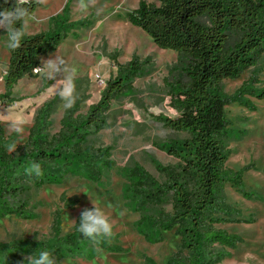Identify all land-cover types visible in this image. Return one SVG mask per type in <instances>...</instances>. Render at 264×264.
Masks as SVG:
<instances>
[{
    "label": "trees",
    "instance_id": "16d2710c",
    "mask_svg": "<svg viewBox=\"0 0 264 264\" xmlns=\"http://www.w3.org/2000/svg\"><path fill=\"white\" fill-rule=\"evenodd\" d=\"M157 1L158 6L141 1L126 19L160 49L185 59L181 68L184 78L166 81L170 106L177 117L155 118L165 128L184 136L156 144L176 158L177 165L155 162L161 181L138 165L118 168L110 148H98L90 142L107 129L112 103L132 89L135 79L144 77L150 64L149 59L142 61L137 56L125 65L119 64L115 54L111 60L116 77L107 82L99 102L85 115L79 114L77 102L65 112L59 133L51 134L56 100L38 112L28 140L17 145L15 152L6 150L9 138L0 122V220L7 216L33 219L29 213L32 190L59 185L67 174L109 188L111 174L116 171L123 179L125 208L139 215L134 227L140 235L150 244L162 243L168 232L179 238L166 264H222L229 257L227 249L235 248L242 240L217 227L239 221L240 211L228 203L224 190L230 185L245 198L249 193L243 189L244 171L227 167L234 132L226 109L233 102L251 105L246 94L229 98L223 83L238 80L255 69L264 55V0ZM9 6L11 0L9 5L0 0V10ZM40 7L33 4V12ZM70 22L68 4L62 14L51 18L48 31L28 34L22 47L10 52L0 105L14 101L13 90L21 80L39 77L33 68L69 37L77 27ZM53 83L44 79L41 91ZM243 92L241 89L239 94ZM247 95L264 99V91ZM30 162L40 163L44 175L27 182L24 170ZM79 201L77 196L68 198L63 194L61 198L65 209L73 210ZM62 220V211H56L52 240L28 242L27 251L22 248L18 252L17 247L0 243V264H22L25 251L29 256L48 250L54 259L61 260L76 254L93 255L96 246L77 231L80 219L65 236ZM145 264L158 263L147 258Z\"/></svg>",
    "mask_w": 264,
    "mask_h": 264
},
{
    "label": "rangeland",
    "instance_id": "374dc122",
    "mask_svg": "<svg viewBox=\"0 0 264 264\" xmlns=\"http://www.w3.org/2000/svg\"><path fill=\"white\" fill-rule=\"evenodd\" d=\"M141 1L159 5L157 0H98L103 12L97 14L95 8L80 12L78 0H47V4L35 12L36 17L45 22H31L28 34L48 31L51 18L62 14L69 4L70 23L77 27L57 50L41 60L54 54L77 68L76 103H80L79 114L83 115L99 102L107 82L116 77L117 69L111 60L115 54L117 62L123 65L134 56L142 61L150 60L144 77L135 79L132 89L112 103L107 129L92 137L90 142L98 148H110L118 168L130 169L138 165L162 181L154 163L176 166L178 161L159 150L156 144L184 136L165 128L155 118L160 115L177 117L170 106L166 81L184 78L181 68L185 59L173 51L160 49L146 33L127 21L126 14L137 9ZM5 34L0 30V62L8 64L10 51L3 46ZM5 76L0 71V95L5 93ZM43 84L44 79L40 76L37 79L26 77L13 90L14 101L0 105V122L9 143L21 145L26 142L38 112L53 100L57 102L51 134L60 132V122L67 110L63 109L58 96L53 97L47 89L41 91ZM223 86L229 98L246 94L251 105L241 106L233 102L226 109L234 132L227 167L244 171L243 189L249 193L245 198L230 185L224 190L228 203L240 211L239 221L217 227L242 240L235 248L227 249L229 257L222 264H264V99L247 95L264 91V55L255 69L244 73L238 80L225 81ZM241 89L244 92L239 94ZM13 119L28 122L23 134L9 135L7 122ZM122 185L123 179L113 171L109 188L70 173L59 185H48L38 191L33 189L29 204L33 219L7 216L0 220V243L13 245L19 252L28 248V242L52 240L53 218L58 210L62 211V236H65L73 231L82 210L93 207V200L108 214L115 233L113 239L104 246L100 245L99 251L97 247L93 248L95 253L91 256L89 253L71 255L63 260L55 259L56 264H145L147 258L166 264L175 252L179 238L168 232L162 243H148L134 227L139 215L125 208ZM63 194L68 198H79L73 210L64 208ZM26 251L22 253V259L28 256Z\"/></svg>",
    "mask_w": 264,
    "mask_h": 264
},
{
    "label": "clouds",
    "instance_id": "9594fccd",
    "mask_svg": "<svg viewBox=\"0 0 264 264\" xmlns=\"http://www.w3.org/2000/svg\"><path fill=\"white\" fill-rule=\"evenodd\" d=\"M9 3L10 0H4L5 5H9ZM33 4L45 5L47 0H11V6L3 7L0 10V30H4L6 33L3 46L10 52H15L22 47V42L29 33L31 22H45V20L36 17L32 10ZM77 6L82 13H86L92 8L96 9L97 14L103 12V7L98 6V0H78ZM8 67L7 63L0 62V71L4 75L8 74ZM33 72L43 79L55 82L49 85L47 91L53 97H59L64 110H70L75 106L78 99L75 83L78 73L75 66H70L63 57L53 54L48 59H42L41 65L34 67ZM27 123L23 119L8 121L7 131L9 135L13 133L23 134ZM16 148L15 142L6 145V150L10 153L15 152ZM24 175L27 182H32L33 178H41L44 175L41 164L30 162L24 170ZM92 203L91 209L82 210L77 231L96 246L99 251V246L102 243H110L115 233L108 214L93 200ZM72 222L75 223V221ZM22 264H56V260L48 250H42L38 254L25 256Z\"/></svg>",
    "mask_w": 264,
    "mask_h": 264
},
{
    "label": "built area",
    "instance_id": "2783aa9c",
    "mask_svg": "<svg viewBox=\"0 0 264 264\" xmlns=\"http://www.w3.org/2000/svg\"><path fill=\"white\" fill-rule=\"evenodd\" d=\"M36 74V73H35Z\"/></svg>",
    "mask_w": 264,
    "mask_h": 264
}]
</instances>
